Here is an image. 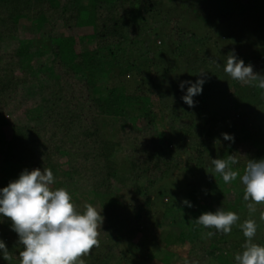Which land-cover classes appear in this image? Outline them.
Returning a JSON list of instances; mask_svg holds the SVG:
<instances>
[{
	"label": "trees",
	"instance_id": "trees-1",
	"mask_svg": "<svg viewBox=\"0 0 264 264\" xmlns=\"http://www.w3.org/2000/svg\"><path fill=\"white\" fill-rule=\"evenodd\" d=\"M155 1L0 0V154L6 155L5 161L0 159V187L15 179L22 169L47 168L54 177L51 188H66L74 205L83 198L97 210L101 208L98 245L80 257L84 264H132L137 259L134 254L145 260L156 251L162 252L159 261L164 264L176 258H180L177 264H184L185 258L190 264H235L234 251H242L238 241L210 228L211 242H204L202 230L208 228L194 219L217 208L244 213L245 217H239L232 228L234 236L243 235L240 225L249 213V201L243 200L244 186L239 176L225 183L211 161L232 155L238 161L233 169L242 174L248 159L264 158V92L254 82L249 83L252 91L247 92L248 100L243 102L237 95L246 89L240 81L218 78L219 65L224 63L206 56L194 58L193 47L222 44L217 56L227 58L226 41L236 46L249 36L253 40H245L253 49L243 58L252 65L253 72L264 74V47L254 40L260 38V31L264 35V17L256 16L259 9L264 12V0H176L187 8L214 5V12L195 25L202 27L205 23L215 29L210 33L202 28L200 32L187 31L164 8H154ZM236 7L245 11L240 16L249 15L240 17L245 32L220 30V23ZM145 13L155 21L148 30L143 29ZM168 57L171 61L166 62ZM173 58L186 64L192 61L181 81L195 82L198 77L205 80L192 107L181 99L183 93L178 87L174 94L170 91L181 82L173 75ZM22 83H33L36 92L46 93L47 103L33 97L34 106L25 109L24 119L11 127L3 99L7 97L13 103ZM172 97L175 102H168ZM138 103L146 126H137L133 117H128L135 116L128 109ZM249 103L259 110L251 113L253 106ZM44 111L50 113L48 117ZM235 112L244 120L240 126L242 136L234 134ZM164 114L171 122L170 132L159 125L165 120L161 119ZM98 117L121 120L120 128L130 145L126 156L129 179L117 181V171L109 169L120 142L101 137ZM248 118L260 121L256 136L246 128ZM41 120L45 122L39 125ZM175 122L188 124L180 136L185 139L184 150L192 154L187 161L182 155L172 156ZM176 125L181 129L180 124ZM223 132L232 134L234 140H224ZM211 139L223 142L215 145ZM239 148H244L243 155ZM206 151L211 154L209 162L205 161ZM176 169L180 176L187 174L177 198L161 187V181ZM158 181L160 184L155 186ZM124 185L129 188L123 193L126 199L120 193ZM185 199L191 207L183 203ZM0 232L11 257L5 260L0 256V264H19L18 237L10 228L9 218L0 223ZM258 239L256 243L264 245V233Z\"/></svg>",
	"mask_w": 264,
	"mask_h": 264
},
{
	"label": "clouds",
	"instance_id": "clouds-1",
	"mask_svg": "<svg viewBox=\"0 0 264 264\" xmlns=\"http://www.w3.org/2000/svg\"><path fill=\"white\" fill-rule=\"evenodd\" d=\"M223 70L236 81L254 82V86L264 92V74L253 72L252 65L245 64L234 50L227 55ZM204 83L205 80L199 77L195 82L178 83L177 87L183 93L181 99L189 107L194 106L193 98L202 92ZM221 135L224 140H234L230 133ZM211 163L225 183L239 176L244 186L243 200L250 201L247 204L250 211H255L253 203H264V158L248 159L242 174L233 169L238 161L232 155L227 159H212ZM53 179L50 169L25 168L15 179L0 187V223L9 218L10 228L17 234L19 264H84L80 257L98 245L97 229L103 220L101 208L97 210L86 203L83 210L77 209L66 188L50 187ZM183 203L192 206L187 199ZM238 219L235 212L217 208L202 212L194 221L227 234ZM240 228L246 240L242 251L234 254L235 264H264V245L252 239L257 231L255 220H244ZM0 256L11 259L3 239H0ZM184 264H190V261L185 258Z\"/></svg>",
	"mask_w": 264,
	"mask_h": 264
},
{
	"label": "rangeland",
	"instance_id": "rangeland-1",
	"mask_svg": "<svg viewBox=\"0 0 264 264\" xmlns=\"http://www.w3.org/2000/svg\"><path fill=\"white\" fill-rule=\"evenodd\" d=\"M202 6L203 5L200 4V6L197 5V6H193V8L192 7L187 8L184 5L178 3L176 0H156L154 8H156V9L164 8L165 11H167L168 13L171 14L170 17L172 19L174 18V20L178 19L179 22H181L180 26L186 28L187 31L200 32V31H202L200 28H202V29H204V32L206 31V32L210 33L215 29L207 27L205 23L202 24V27L195 26V25H198V24H196L197 21H198V23H200V21H199L200 19H202L204 16L210 15L214 12L213 11L214 5H210V6H207L205 8H203ZM262 6H264V2L262 3ZM243 10L242 9L239 10L236 7L232 11V14L230 15V17L228 19H225L224 21H222L220 23V30L225 31V32L231 31L232 34H234V32L239 33L241 31H243L244 26L241 24L240 17L242 18L243 16H246V17L249 16V15L240 16L241 14H244L245 11H243ZM239 11H241V12L239 13ZM145 14H146V20H144L143 24L145 26L143 25V29L147 28V30H148L149 26L154 25L155 21L152 22V18L150 17V15L147 13H145ZM260 14L262 17H264V12L262 11V9H259L257 11L256 16L259 17ZM187 16L189 18L194 17V19L187 21L189 19H184V17H187ZM172 19H170V20H172ZM174 20H172L173 23H175ZM250 22H251V20H250ZM252 23L254 24V22H252ZM262 25H264V21H263ZM198 29H200V31H198ZM72 32L75 34L77 33L75 29ZM244 32H245V30L243 31V33ZM261 34H262V32L260 31V38L256 37V38H254V40L259 46L264 47V35H261ZM78 36L79 35H77L76 37H78ZM148 36H150V35L145 36L144 41L142 42V44H144V47L147 46V44H148V39H147ZM151 37H153V35H151ZM141 38H142V36H141ZM155 39H157V38H155ZM159 39L162 40L163 36L160 35ZM245 39L250 40V41L253 40L252 38L247 36L246 38H244V40L241 43L238 41L239 43L236 46H231V44L228 41H226L225 44L227 45V49H228L227 51L228 52L234 50L236 52V54L238 55V57L242 58L244 60L245 64H248V60L244 59L243 57L245 54H250L252 52L253 47L248 46L249 42H247ZM152 41H153V39H152ZM157 41H158V39H157ZM153 42H156V41L154 40ZM162 45L166 46V44H164V43H162ZM221 45L222 44H220V46ZM155 46L158 47L159 45H156V43H155ZM220 46L219 45L218 46H212L211 48H209L207 45L204 47L195 45L193 47L194 52H195L194 58H196V56L198 58H201L202 56H206L207 59L211 58L212 61L218 62L219 64L224 63L223 66L219 65L220 71L218 73L219 74L218 78L220 77L219 78L220 80H222V79L224 80L225 78L229 79V77H231V76L229 74L225 73L223 70L227 58L224 55H223L224 57L221 56L222 57L221 59L218 58V56H217L216 51H217V49H219ZM133 54L138 55L137 52H135ZM173 60H174V65L172 67L173 75L176 78V81H181V80H183L184 72H186L187 69L190 68L189 64L192 63V61H190L186 64V63H183L181 60L179 61V59L175 60L173 58ZM173 60H172V63H173ZM165 61L166 62L171 61V59H169V57H168V59ZM207 61H209V60H207ZM176 64H178V65L176 66ZM166 65L170 66V63H168ZM190 65H192V64H190ZM240 82H241V85L244 86L246 89L240 91V93L242 95L240 93L237 95L241 96V100L243 102H247L248 99H246L245 96L248 95L249 93L251 94V91H252L251 85L248 86L249 83H245L243 81H240ZM132 85H135V87H136L138 84L135 81H133ZM176 87H177V85L175 86L174 89L170 90L173 94L175 93ZM33 88H34L33 83H22L19 85V91L17 93V96H15L12 100L13 103H10L8 101L7 97L3 99V103H4L3 107H4V110H5L7 117L9 118V122H10L11 127L16 125L18 123V121L24 119V110L25 109H30V107L34 106L35 102L33 100V97H36L41 102L47 103V102H45V100L47 98L46 93L40 92V91L36 92ZM247 92H248V94H247ZM153 97H154L155 101L158 100L157 95H154ZM136 98H138V97H135V99ZM171 100H172V102H175L173 97L168 102H170ZM46 105L47 104H45V106ZM251 106H253V104ZM255 107H256V105H254L253 108L250 109L251 113H253V112L256 113L259 110L258 107H257L258 109H254ZM47 108H50V107L48 106ZM128 110H130V112H132V113H136L135 116L128 115L129 118L133 117L134 124H136L137 126H146V120L142 117V114H141V104L140 103H138V106L132 107V108L130 107ZM44 112L46 114L45 117H48L50 113L48 114L47 113L48 111H44ZM130 112H129V114H132ZM129 118H127L128 122H129ZM232 118H233V123H234L235 128H236V130L234 131V134L235 135L238 134V136H242L244 133L241 132L240 126L243 124L244 120L241 117H239L236 112L232 113ZM161 119H165V120L163 121ZM161 119H159V120H161V123H159V125L161 126V129L167 130V132H170L169 126H170L171 122H167V120H166V119H168L167 115H165V114L162 115ZM183 120H187V119L183 118ZM41 121L38 122V123H40L39 125L44 124V122H45L44 120H41ZM97 121H98V126H99V132H100L102 138L120 142V147L117 148V151L113 155L114 159L110 160V166H109L110 168L109 169L110 170L115 169L117 171V177H116L117 181L121 180V182H122L123 178L129 179V177H128L129 176V165L126 161V156L129 152L130 145H129V142L124 139L123 135L125 132L120 128L121 120L119 118L98 117ZM250 121H251L250 118H248L247 123H246V128L249 129L250 134L256 136L255 134L260 132V130L258 128L259 125L257 122L259 120H255V121L252 120L251 123H249ZM176 124H180L181 129H179L180 127H178ZM186 126L188 127V124L185 122L184 123H179V122L173 123L174 128L173 127L172 128H173L174 132L172 133V135L174 136L173 139L175 142H173L172 143L173 145L170 147L172 150V156L182 155L184 158V161H187L188 159H190L191 155H192L191 152L184 150L185 149V139L180 137L183 135V132H184L183 130L186 128ZM261 126H264V123L262 120H261ZM167 134H169V133H167ZM211 141L213 143L215 142V145H217V143L223 142V140H221V139H214V141L211 139ZM257 142H258V140H257ZM239 144L245 146L244 143H239ZM208 146H210V142H208ZM182 148H183V150H182ZM209 149H211L212 151L215 150V149L213 150L212 148H209ZM243 150H244V148H239V153H241V155H243L242 154ZM205 155H206L205 161H208L210 159L211 154L209 155L208 151H206ZM212 156H213V154H212ZM0 159L2 161H5L6 155L0 154ZM176 172H174L173 175L167 176V178L164 181L162 180L161 181L162 182L161 187L165 188L166 192H168L171 197H173L175 195L177 198V195L180 194V191L184 189V180H185V176H187V174L184 173L183 175L180 176L179 175L180 173L178 174L177 169H176ZM190 175H191V173H190ZM117 184H119V183L117 182L115 184V186H117ZM159 184L160 183L158 181V182H156L155 186H158ZM128 189L125 186V190H124L123 186H122V191L120 193L124 197V199H126V197H125V194H123V193H125ZM117 195L120 196V194L118 192H117ZM128 197H130V193H128ZM71 198H72V196H71ZM86 203H88V202L82 198L79 201L76 200L75 205H76V207H80V209H82L83 205H85ZM172 203H173V199H172ZM163 207H164V205H163ZM253 207H254L255 211L249 210V213L247 215L248 219L255 220L256 224H258L257 231L264 233V219H261V217L264 216V203H253ZM149 209L153 211L154 208H153L152 204L149 205ZM237 216L241 217V218L243 216L245 217L244 213L237 214ZM171 221H173L172 217H171ZM235 225H236V222L231 226V231L229 233H227V234H224L223 232H219V233L223 234L224 237H227V238L229 237L232 240H233V238L236 239L238 241L239 246L242 247L243 244L245 243L246 238L243 235L234 236V229L232 230V228L235 227ZM213 229L208 228V229L202 230V231H204L202 233H204L205 234L204 236L206 237L204 240L202 239V241L211 242V236L209 235V232H212ZM263 233H256L255 236L252 238L253 242H257L259 240L258 239L259 235H261ZM0 235H1V232H0ZM207 235H208L209 239H207ZM218 244L220 246L221 245L224 246V248H228V246H229V245H226V243L219 242V241H218ZM240 251L241 250L239 248H236V251H234L235 252L234 254L239 253ZM161 253H162L161 251H156L154 256L151 259H145V260H141L139 258V254H134L133 257L137 258V259H134L135 261H132V264H164L163 262L159 261V258L161 257ZM179 260H180V258H176L170 264H177L179 262ZM203 263L201 261L199 262V264H203Z\"/></svg>",
	"mask_w": 264,
	"mask_h": 264
}]
</instances>
